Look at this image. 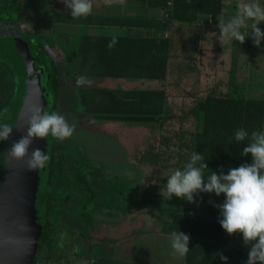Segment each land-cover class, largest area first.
I'll use <instances>...</instances> for the list:
<instances>
[{
    "label": "crops",
    "instance_id": "obj_1",
    "mask_svg": "<svg viewBox=\"0 0 264 264\" xmlns=\"http://www.w3.org/2000/svg\"><path fill=\"white\" fill-rule=\"evenodd\" d=\"M33 1H21L27 13L37 10L38 3ZM242 2L264 7V0H222L225 22L237 14ZM42 5L50 8L45 10L50 15L45 25L67 31L58 33L59 37L76 39L81 46L68 86L91 100L109 130L117 125L127 134L133 149L131 164L145 173L138 180V197L150 189L156 197L165 187L158 179L159 168L142 163L140 155L149 143L159 140L158 124L169 106L188 108L194 98L211 92L264 100V42L254 46L252 21L241 29L249 37L241 44L234 39L221 41L210 16H201L194 23L171 19L173 0H112L110 5L93 0L92 14L77 19L61 0H43ZM259 27L264 31V23ZM113 37L118 42L109 49ZM77 116V120L83 118ZM87 118H92L91 114ZM133 141L138 142L136 148ZM214 171L219 174L221 170ZM211 172L204 173L205 178ZM133 181L139 183L136 178ZM224 199L214 193H201L192 203L156 197L150 200L151 205L119 217V223L109 226L106 235H96L93 229L94 238L88 244H108L100 253L90 251L89 264H221L210 254L211 246L243 244L242 235L229 236L218 222L220 212L214 205ZM173 231L188 235L190 244L198 241V254L192 258L188 253L176 255L170 243ZM136 238L139 244L134 246L131 242Z\"/></svg>",
    "mask_w": 264,
    "mask_h": 264
},
{
    "label": "trees",
    "instance_id": "obj_2",
    "mask_svg": "<svg viewBox=\"0 0 264 264\" xmlns=\"http://www.w3.org/2000/svg\"><path fill=\"white\" fill-rule=\"evenodd\" d=\"M221 10L222 0H173L169 13L171 19L178 22L194 23L201 16H210L212 24H217L218 18L222 16ZM44 30L48 31L49 27L45 25ZM34 39L31 48L35 63L44 68L41 59L48 55L52 57L50 89L55 96V102L51 112H57L65 117L62 107L58 105L60 68L56 62L58 56L54 53L56 47L51 49L39 38ZM16 83L13 68L7 62H1L0 123L9 125L13 119L17 108L13 102ZM177 105L180 106L178 109ZM68 113L67 111L66 114ZM263 125V99L241 96L221 97L211 92L204 97L194 98L188 108L180 104L174 107L169 106L158 124L159 140L148 144L146 150L140 155V161L158 167L160 170L158 179L163 184H166L168 177L176 169L183 170L194 152L204 155L203 162L207 163L208 168L204 169L203 173L236 168L241 164L251 163V156L244 157L242 150L250 141L252 132H263ZM241 128L249 133V138L243 142H237L235 132ZM69 145L70 139L59 142L51 136L49 179L46 188L47 213L42 221L44 224L42 246L54 242L55 236L53 235L58 226L61 225L62 229H66L68 219L65 217L57 220L53 216L56 212H66V210L74 215L73 209L67 206L72 203V199L78 196L80 190L82 193L79 199L82 201L83 210H86L87 202L94 201L100 194L97 187L87 182L80 169L72 167L74 164L69 156ZM4 155V145L0 142V181L4 172ZM147 205H151L147 198L136 201L131 207L123 208L120 217ZM54 222H56L55 225ZM69 222L72 224V221L69 220ZM85 232L83 230L81 234L85 236ZM197 243L198 241L191 242L188 257L192 258L198 254ZM211 248L215 252L210 251V254L215 257V261L221 264H224V261L220 259V254L228 258L227 264H246L248 259V249L243 244H232L225 247L211 246Z\"/></svg>",
    "mask_w": 264,
    "mask_h": 264
},
{
    "label": "clouds",
    "instance_id": "obj_3",
    "mask_svg": "<svg viewBox=\"0 0 264 264\" xmlns=\"http://www.w3.org/2000/svg\"><path fill=\"white\" fill-rule=\"evenodd\" d=\"M70 11L74 19L88 17L93 11V0H61ZM105 4H111L112 0H104ZM248 21H252L251 39L256 47L264 42V31L259 25L264 23V7L258 3L242 2L238 6L235 16L225 22L220 16L217 20L220 40H236L243 44L246 37L241 29L248 27ZM115 37L107 47L112 49L117 44ZM27 131L16 141L9 156L17 161L25 162L29 171H36L46 167L49 156L46 151L36 148L29 149L36 139L46 140L51 135L59 142L70 139L75 132V124H69L66 118L57 112H42L36 109L28 116ZM13 127L6 123H0V142H6L13 134ZM249 138L245 129L235 132V140L243 142ZM244 157L251 156V163H244L236 168L229 169L225 174L223 170L219 174L212 171L205 178L203 170L208 168L204 161V155L192 153L183 170L176 169L168 177L162 191L167 193V201L173 196L195 202V198L201 193L223 196L222 204L214 205L219 209V223L222 229L229 235H242L243 245L248 248L246 264H264V132H252L250 141L243 148ZM27 159L25 160V158ZM163 196V195H162ZM171 248L174 253L184 257L189 252L190 237L181 231H173L170 235ZM220 259L227 264L228 258L220 254Z\"/></svg>",
    "mask_w": 264,
    "mask_h": 264
},
{
    "label": "rangeland",
    "instance_id": "obj_4",
    "mask_svg": "<svg viewBox=\"0 0 264 264\" xmlns=\"http://www.w3.org/2000/svg\"><path fill=\"white\" fill-rule=\"evenodd\" d=\"M35 1L38 3L37 10L30 11L28 13L29 17L27 15L25 18L33 20L36 27L44 29V25L50 17L49 12L47 11L48 13H45V10H49L50 8L49 5H42L43 0H34L33 3ZM34 7L30 8L34 9ZM51 27L48 31L43 30V36H38V38L49 45L51 49L56 47V52L54 53L58 56L56 62L60 68V97L58 105L62 107L68 123L75 124V132L70 138L68 150L72 164H74L72 167L74 169L76 167L80 169L85 175L87 182L93 187H97L98 192H100L94 201L87 202L86 210H83L82 201L79 199L82 193L80 189L78 196L72 199L74 202L67 206V208L73 209L74 216L78 217H74V226L77 227L75 228V233L79 234L77 236V251H79L78 253L80 255L90 257V251L91 253L92 251L100 253L108 243L99 241L87 245L81 241L85 237L80 234L83 230L86 231V228L94 229L96 235H106L109 226L112 228L119 223L120 213L123 211V208L131 207L132 204L143 198L153 200L159 197L163 200L167 199V195L158 194L155 197V195L150 194V189L148 191L146 190L147 192L143 193V196H136L139 190V181L145 173L138 166L131 164L133 149L128 144L127 134L123 130H120L117 125H115L117 127L116 129L109 130L102 122L104 117H98V112L95 111L98 109H96L91 100H85L76 88H70L68 86L69 75L77 68L75 63H77L76 58L82 52L79 50L81 46L79 44L78 47L76 39L66 38L63 40L59 37L58 33H65L67 31H63L56 26L54 29L53 24ZM68 37L70 36L68 35ZM179 107L177 105V109ZM67 111L69 112L68 114H66ZM88 114H91L92 118H87ZM77 115H83V118L77 120ZM137 145L138 142H135V148ZM133 178H136V181L139 180V183L136 182L135 185ZM145 184L147 185L146 188L149 189V180L145 181ZM171 201L175 203L180 201V199L173 196ZM66 219H68L67 226L70 227L69 220L71 221V218L67 217ZM82 224H84V227ZM60 238L62 241L61 244L67 240L66 234L60 235ZM89 238L92 239L94 237L90 236ZM97 238L101 237L98 236ZM138 241L139 239L136 238L131 244L134 246L138 245ZM147 244L149 243L147 242ZM143 245L145 247L147 246L146 244ZM129 246L131 247L130 244ZM65 249H68V247H65Z\"/></svg>",
    "mask_w": 264,
    "mask_h": 264
},
{
    "label": "water",
    "instance_id": "obj_5",
    "mask_svg": "<svg viewBox=\"0 0 264 264\" xmlns=\"http://www.w3.org/2000/svg\"><path fill=\"white\" fill-rule=\"evenodd\" d=\"M3 18L0 17V21ZM27 27L24 30L18 23H0V63L10 64L17 81L13 101L17 108L9 124L14 130L10 139L2 142L5 155L0 181V264L37 262L44 233L42 221L47 213L50 159L45 168L29 171L25 162L12 159L8 154L12 145L26 134L31 112L40 109L51 113L55 102L50 89L52 57L41 59L44 68L35 63L31 48L35 39L19 37L21 33L31 34L30 26ZM36 148L46 151L51 158V136L34 140L29 156Z\"/></svg>",
    "mask_w": 264,
    "mask_h": 264
},
{
    "label": "flooded vegetation",
    "instance_id": "obj_6",
    "mask_svg": "<svg viewBox=\"0 0 264 264\" xmlns=\"http://www.w3.org/2000/svg\"><path fill=\"white\" fill-rule=\"evenodd\" d=\"M23 0H0V16L4 17V20H1L0 23L9 22V23H18L20 26L28 28L30 26L31 34L26 35L21 33L19 37L30 39V38H38V36H43L44 29L40 27H36L32 22L28 20L27 17L28 13L25 9V5L21 2ZM23 30V31H24ZM42 41V40H41ZM71 202H74L73 200ZM71 218L72 224L70 222L68 227L66 224V228H61V225L58 226L56 232H54L55 239L54 242L50 244L43 245L40 248L39 254L37 256V262L35 264H89V257L80 255L77 251V236L75 231L77 227H75L74 219L78 218L72 214L71 211L66 212H59L54 214V219H62V218ZM75 217V218H74ZM56 222H54V225ZM54 229V228H53ZM75 229V230H74ZM81 231V230H80ZM91 229L86 230V235L82 238V242L88 245L90 236H91ZM66 232V233H65ZM66 234L67 240L63 241L61 244L60 235ZM81 234V233H80ZM67 244V245H66ZM82 244V243H81ZM68 247V249H65Z\"/></svg>",
    "mask_w": 264,
    "mask_h": 264
}]
</instances>
